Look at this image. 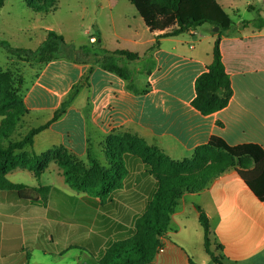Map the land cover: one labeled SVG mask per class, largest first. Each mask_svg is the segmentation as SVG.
Listing matches in <instances>:
<instances>
[{
  "label": "crops",
  "instance_id": "obj_1",
  "mask_svg": "<svg viewBox=\"0 0 264 264\" xmlns=\"http://www.w3.org/2000/svg\"><path fill=\"white\" fill-rule=\"evenodd\" d=\"M125 1L131 5L126 10L122 8ZM217 1L228 13L224 0ZM118 5L122 9L116 15L113 8ZM228 6L235 8L233 3ZM106 8L110 13L105 15V20L95 18L85 27L84 34L89 36L90 43H100L108 50L137 54L141 59L123 62L139 87L150 85L148 91L143 94L129 91L122 77L93 66L88 84L80 83L65 112L53 119L54 112L89 72L91 64L65 58L36 65L27 62L25 72L29 74H24L22 85L27 112L18 125L23 132L17 136L15 133L11 139H21L32 128L43 125L45 128L34 136L32 145H26L20 152L40 155L63 148L83 160L89 155L99 162H104L102 159L107 162V139L123 133L135 135L179 161L190 158L212 135L220 136L230 145L256 143L264 150V25L260 29L251 24L241 26L243 21L253 20L259 14L264 19V0L247 1L248 14L238 15L236 20L231 17L237 26L222 36L220 47L233 95L227 106L209 114L201 113L192 101L196 96L197 77L212 62L217 37L214 26L204 24L178 35L164 36L167 30L151 31L128 0L100 4V10ZM61 33L67 42L76 46L85 44L78 41L79 35ZM157 40L158 46L150 51ZM149 69L150 73L146 74ZM136 160L126 162L128 174L123 187L98 207L86 202V193L79 194L71 188L62 168L54 161L49 162L39 179L28 168L18 166L10 170L7 178L13 183L49 186L50 190L47 203H43L39 197L32 201L20 198L14 190L0 189V264H33L37 251L64 255L71 246L101 250L105 243L99 232L103 227L102 213L114 201V194L148 201L156 190L155 178ZM190 195L197 197L194 207L199 204L206 210L212 230L213 215H226L230 222L239 220L241 215L243 222H249L253 229L248 237L264 251V202L257 199L235 168L211 179L203 191ZM125 206L133 208L128 202ZM71 216H77L85 226H89L87 221L98 224L97 229L87 236L83 233L84 237L81 235L75 243L68 241L61 228L56 232L46 230L52 220L70 227ZM215 230V239L218 236L224 246L223 253H227L225 238L219 228Z\"/></svg>",
  "mask_w": 264,
  "mask_h": 264
},
{
  "label": "trees",
  "instance_id": "obj_2",
  "mask_svg": "<svg viewBox=\"0 0 264 264\" xmlns=\"http://www.w3.org/2000/svg\"><path fill=\"white\" fill-rule=\"evenodd\" d=\"M33 0L36 6L55 9L57 0ZM134 5L151 31L167 30L164 36H174L195 29L201 25L218 26L213 46L212 62L195 82L196 96L192 104L203 114L213 113L228 105L233 87L226 71L221 53V38L237 26L217 0H128ZM4 0H0L2 5ZM46 2V4H45ZM253 25L260 29L264 19L259 14L253 20H245L241 26ZM158 40L150 51L158 46ZM7 52L27 62L43 64L51 59L65 58L79 63L91 64V69L81 82L75 84L54 112L53 119L61 116L78 93L80 85L88 84L93 66H100L116 73L126 81L129 91L146 93L147 83L139 87L132 72L123 61L141 59L128 50H108L100 43L76 46L67 42L55 30H47L45 39L35 48L13 47L0 42ZM154 66V64H153ZM151 67V69L153 68ZM149 69L146 74L150 73ZM22 82V81H21ZM20 82V84H21ZM81 83V84H80ZM22 87L14 86L12 75L0 71V189L14 190L20 198L47 203L49 186H27L13 183L7 173L18 167L32 170L37 179L49 162H56L63 170L66 182L77 192H86L85 200L91 206H101L108 202L112 193L123 187L128 174L125 153L137 155L144 163L146 171L157 183L156 190L145 210L135 219L131 235L117 233L98 257L99 264H153L155 255L164 247L163 239L169 225L170 216L175 212L177 202L186 194L203 191L209 181L219 177L230 168H235L258 200L264 202V150L256 143L230 145L223 138L212 135L209 142L195 149L190 158L173 160L163 151L149 146L141 138L123 133L107 139V164L88 155L89 166L83 159L63 148H55L40 155L20 152L26 145H32L34 136L45 125L30 129L21 139H11L19 121L27 112L23 102ZM6 141V142H5ZM198 220L204 230V247L215 264H224V246L217 242L212 249L215 234L205 209L195 204ZM94 236V235H93ZM213 237V238H212ZM216 240V239H215ZM72 248L74 246H71ZM190 264H196L188 256Z\"/></svg>",
  "mask_w": 264,
  "mask_h": 264
},
{
  "label": "rangeland",
  "instance_id": "obj_3",
  "mask_svg": "<svg viewBox=\"0 0 264 264\" xmlns=\"http://www.w3.org/2000/svg\"><path fill=\"white\" fill-rule=\"evenodd\" d=\"M48 1L50 0L46 2ZM247 1L249 0H224L223 3L231 17L236 20L238 15L248 14L245 9ZM108 2L109 0H57L55 9L48 8V4V12L45 13L46 7L36 6L33 0H4L0 5V42L13 47L35 49L46 37L47 30L51 29L60 34L62 31L66 35H79L80 43L89 44L90 39L88 35L84 34V29L95 18L105 20L107 17L105 15L110 13L109 8L100 10L99 7L100 4L104 5ZM232 3L235 8L228 6ZM125 4L122 7L125 10L126 6H131L126 1ZM122 8L121 5L116 6L113 8V13L118 15ZM235 10H239V12H235ZM27 66V61L9 54L0 45V71H7L12 75L15 87H22L25 81L24 74H29L25 72ZM20 127L15 132L16 136L23 132ZM124 156L126 162H131L133 158H136V162L143 163L137 155L131 152L125 153ZM102 161L104 162L101 164H107L104 159ZM82 163L86 166L90 164L87 160ZM115 194L114 201L102 213L103 227L99 229V232L104 237V246L110 244L118 232L131 235L134 232L135 219L142 214L149 201L125 199L123 196ZM197 201L195 195L186 194L177 202L175 212L170 216L166 231L167 237L163 242L164 247L155 255L153 264H190L187 256H190L196 264H215L204 247V230L193 204L198 203ZM125 202H128L133 208L126 207ZM88 217L89 215L86 216V219ZM85 223L89 226H85L77 216H71L70 227L58 220H52L46 225V230L56 232L61 228L65 230L68 241L75 243L84 237L83 233L87 236L97 229L98 224H90L88 221ZM212 227L215 233H217L215 229L219 228L220 235L226 240L227 253H218V255L222 253L224 264H264V251L256 247L248 237L253 229L249 222H243L241 215L239 220L230 222L226 215L215 214ZM216 238L217 240L212 239V249L220 241L218 236ZM104 246L97 251L90 250L87 246L79 249L73 247L64 255H47L42 251H37L32 262L33 264H99L97 257L104 253ZM80 252L82 254H79Z\"/></svg>",
  "mask_w": 264,
  "mask_h": 264
},
{
  "label": "water",
  "instance_id": "obj_4",
  "mask_svg": "<svg viewBox=\"0 0 264 264\" xmlns=\"http://www.w3.org/2000/svg\"><path fill=\"white\" fill-rule=\"evenodd\" d=\"M214 30L218 31L219 30V27L218 26H215L214 27Z\"/></svg>",
  "mask_w": 264,
  "mask_h": 264
},
{
  "label": "built area",
  "instance_id": "obj_5",
  "mask_svg": "<svg viewBox=\"0 0 264 264\" xmlns=\"http://www.w3.org/2000/svg\"><path fill=\"white\" fill-rule=\"evenodd\" d=\"M91 41H94V38L93 37L91 38Z\"/></svg>",
  "mask_w": 264,
  "mask_h": 264
}]
</instances>
